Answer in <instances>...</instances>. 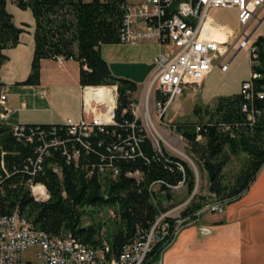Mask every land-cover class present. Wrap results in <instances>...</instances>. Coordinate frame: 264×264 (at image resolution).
<instances>
[{"label": "trees", "instance_id": "1", "mask_svg": "<svg viewBox=\"0 0 264 264\" xmlns=\"http://www.w3.org/2000/svg\"><path fill=\"white\" fill-rule=\"evenodd\" d=\"M7 1L0 0V68L8 59L4 50L15 47L20 34L26 30V24L14 23L12 14L6 9ZM124 2L15 0L19 8L30 9L34 19L30 71L16 83L38 85L43 58L77 60L80 86H117L115 124L107 126L103 132L95 131L85 140L89 143L86 148L66 135L62 122L23 124L25 134L19 137L12 125L0 117V216L16 212L37 231L63 238L71 235L93 249H103L107 244L106 258L113 260L138 231L152 225L159 211L167 210L165 202H174L175 193L170 186L182 182L191 194L195 185L190 165L169 154L163 146L159 152L138 124L136 131L143 135L139 148L125 157L115 151V146H126L123 141L128 142L131 135L129 122L133 117L128 105L137 85L127 77L112 73L100 47L120 43ZM253 45L255 63L251 65L249 97L241 91L221 96L212 107L203 108L206 121L172 123L185 139L187 153L206 174L210 195L194 193L180 211L182 219L196 217L209 199L224 205L238 200L264 165V35L257 36ZM3 85L0 77V89ZM2 112L4 109L0 105V115ZM52 126H56V134L65 140V145L51 147L47 154H42L40 170L32 175L39 155L36 151L38 140L36 136L32 141L27 140L26 133L32 128ZM64 148L67 153L78 149L77 164L66 160L62 153ZM238 154L244 155V159L226 180L224 168L230 156ZM105 163H111L118 173L98 172L97 167ZM135 171L140 175H129ZM30 179L44 184L47 200L33 198L28 185ZM108 210L114 215L109 216L107 222L99 213ZM167 221L172 235L175 222L170 217ZM166 242L165 237L151 247L148 263L159 258Z\"/></svg>", "mask_w": 264, "mask_h": 264}, {"label": "built area", "instance_id": "2", "mask_svg": "<svg viewBox=\"0 0 264 264\" xmlns=\"http://www.w3.org/2000/svg\"><path fill=\"white\" fill-rule=\"evenodd\" d=\"M263 7L264 0H140L136 3L125 1L122 4L119 41L128 44L153 42L158 47V54L154 59L156 66L142 86L140 97H134L137 89L130 94L128 110L133 117L129 122L131 135L127 138L128 142L123 141L126 146H115L120 156L133 154L139 148L143 135L137 133V124L143 130V123H151V130H143L144 136L151 142L152 137H159L150 117L149 106L152 105L160 123H163L165 111L174 97L182 95L189 85L203 80L215 67L214 61H217L220 71H226L234 55L246 48L250 53V63L254 65L253 32L248 31L247 27ZM211 8L236 9L242 30L230 46L201 34L202 25ZM221 28L227 33L232 31L226 24H222ZM250 87V79L242 82L241 92L246 97L250 95ZM100 89H104L101 94L98 93ZM4 100L5 95L1 92L0 103H4ZM116 105V85L82 87L80 115L77 118L67 117L63 121L66 135L88 148L89 143L86 141L95 131L103 132L107 126L115 124ZM12 128L16 135L24 136L25 125L14 124ZM171 128L175 130L174 125ZM56 131V126H52L49 129L32 128L30 133H26L27 140L32 141L35 136L38 140L36 151L39 155L31 171L32 175L40 170L42 154H47L51 147L65 145V140ZM62 153L67 161L72 160L77 164L78 149L74 148L67 153L64 148ZM96 170L110 171L112 175L118 173L111 163L100 164ZM88 173L92 174V171ZM129 175L139 176L140 173L135 171ZM28 185L36 201L48 199L44 184L30 179ZM223 206V203L216 202L215 208L220 210ZM162 215L163 212L155 232L146 233V228L141 229L136 241L130 242V251H124L117 264H143L153 243L162 238V231L166 227L162 226ZM29 248L34 249L33 259L22 260V252ZM99 261L98 256L82 252L78 244L70 243L69 238L44 237V231L43 234H31V224L16 212L13 218L0 217V264H99Z\"/></svg>", "mask_w": 264, "mask_h": 264}, {"label": "rangeland", "instance_id": "3", "mask_svg": "<svg viewBox=\"0 0 264 264\" xmlns=\"http://www.w3.org/2000/svg\"><path fill=\"white\" fill-rule=\"evenodd\" d=\"M126 1V0H125ZM6 9L13 16V21L18 26H24L26 30L22 32L19 37V43L21 47V52H11L6 51L5 54L7 57H11V62L6 63L5 66H1L0 68V77L3 82L9 83L11 87H16L21 84H16L15 80H21L25 78L28 73L26 72V68L28 67L29 62H31L32 58V49H33V35L32 30L34 26V19L30 9H22L19 8L14 0H8ZM226 24L228 27L232 29L230 33L225 32L221 25ZM256 22L253 24L255 25ZM252 25V26H253ZM242 30V26L237 20L236 9L234 8H211L207 17L202 25L201 34L206 38H211L218 41L221 44H225L229 46L234 39L239 35ZM264 30V21L259 23L254 34H258L259 32ZM256 39V38H255ZM254 39V40H255ZM253 40V43H254ZM31 54V58L27 60V55ZM158 54V47L153 42H142L136 44H128V43H117L114 44L113 49L103 52V55L108 58L110 67L113 71V74L116 76L130 77L136 81L137 91L135 92V96L138 95L140 97L141 89L150 74L153 72L156 63L154 61L155 57ZM62 58V57H58ZM57 58V59H58ZM26 59V61H24ZM64 59V58H62ZM67 60V59H64ZM24 61V62H23ZM29 61V62H28ZM5 62V61H4ZM3 62V63H4ZM215 67L206 76L203 80L198 83H193L189 85L188 89L184 91V93L180 96L174 97L169 107H167L165 111V115L162 119L163 123H160V119L152 108V105L149 106L150 117L153 122V126L155 127V131L157 132L159 137L152 138L153 143L158 145L164 149L171 155H174L184 161H186L190 167L193 169L195 174V185L191 194H188L184 184H179L175 188H171L175 193L174 202L168 201L164 203V206L167 207L166 216L173 218L174 222L177 220H182L180 217V211L187 205L190 198L194 193H200L201 195H205L209 197L207 191V178L206 174L200 170L190 155L187 153V143L185 139L171 128L172 123L179 122H198V121H206L207 116L202 112L203 108L209 106L212 107L217 99L221 96L231 95L241 91V85L243 80H249L251 77V63H250V53L248 49L239 50L234 57L232 58L230 64L226 71H220L217 66V61H214ZM20 78V79H17ZM12 80V81H10ZM11 82H13L11 84ZM114 85V84H113ZM27 86V85H26ZM103 86V85H102ZM82 87H90L96 88L99 86H80L73 91H68L67 95H64V98H60L58 103L52 105V110H55V115L57 119L65 118L67 114H71L74 116L71 110L76 111L78 106L80 105V90ZM16 90L24 95V97H19L27 102V107L25 110L30 108V96L28 93L32 91H28L24 89V87H17ZM4 93L6 100V93L2 89H0V94ZM104 89L98 90V93H103ZM44 95V91L39 92L41 96ZM99 94V95H100ZM12 98H14L12 96ZM5 100L4 103H0L3 107L4 112H2L1 119L6 117V109H5ZM98 103V101H96ZM104 102V100H103ZM105 104V103H104ZM117 106V105H116ZM194 108H198L199 110L195 112ZM116 109V108H115ZM203 115V116H202ZM67 118V117H66ZM65 118V119H66ZM3 121V120H2ZM63 123V122H62ZM22 124V123H20ZM14 124H12L13 126ZM151 130V124H150ZM244 159V155L238 154L230 156L227 165L224 168L226 180H229L230 177L237 171L240 167L242 161ZM173 203V206H170ZM216 202L215 200H208L207 203L202 207V210L194 218H186L182 222H178L179 225L176 227V233L174 237L171 235V231L168 234H165L160 240H165L166 237V245L162 249L159 258L155 262L148 263L147 257L148 253L143 260V264H160L161 263V254L162 252L174 241V239L178 236V234L184 229L186 226L192 225L195 223L196 218L203 212H211V213H220L222 209L215 208ZM164 212L165 211H159ZM14 214V213H12ZM113 212L111 210L101 211L99 216L104 218L108 222V217L113 216ZM165 216V217H166ZM85 222L88 219H84ZM175 225V223H174ZM168 236V237H167ZM155 241L153 245L157 242ZM153 247V246H152ZM152 249V248H151ZM34 249L29 248L22 252L21 258L22 260L33 259Z\"/></svg>", "mask_w": 264, "mask_h": 264}, {"label": "crops", "instance_id": "4", "mask_svg": "<svg viewBox=\"0 0 264 264\" xmlns=\"http://www.w3.org/2000/svg\"><path fill=\"white\" fill-rule=\"evenodd\" d=\"M126 1L136 3L140 0ZM263 21L264 7L258 11L256 18L247 27L248 31L253 32L252 41L257 36L264 35V30L254 34L259 23ZM255 22L256 24L253 25ZM113 46L114 44H102L100 47L101 55L108 62L109 67V60L103 52L112 50ZM20 50V44H17L15 47L7 48L4 52H21ZM30 58L31 54L27 55V60ZM9 62H11V57L2 64V67ZM29 68L28 64L25 73H28ZM78 75L79 62L77 60L41 59L38 85L11 87L9 83L3 82L1 89L6 93L4 105L6 117L2 120L12 125L59 123L63 122L66 117L77 118L80 115V105L76 111L71 110L74 116L69 113L61 119L55 118V115L59 114H56L51 107L56 105L60 98H64L68 91L80 89ZM126 77L135 81L133 78ZM21 80H15V83ZM19 86L32 91L28 93L30 108L27 110H25L27 102L19 98L22 94L16 90ZM41 91H44L43 96L39 94ZM161 264H264V165L238 200L224 205L220 213L203 212L199 218H196L194 224L182 229L174 241L162 252Z\"/></svg>", "mask_w": 264, "mask_h": 264}, {"label": "bare ground", "instance_id": "5", "mask_svg": "<svg viewBox=\"0 0 264 264\" xmlns=\"http://www.w3.org/2000/svg\"><path fill=\"white\" fill-rule=\"evenodd\" d=\"M150 124L151 123H143V130H150ZM154 140H155V138L154 137H152ZM152 144H153V146L160 152V145H158V143H157V141H156V144L155 143H153V141H152ZM180 164V163H179ZM180 168L182 169V166L180 165ZM55 172H57V169L56 168H54L53 169ZM179 184H182V182H179L177 185H179ZM177 185H175V186H170V188H175ZM153 188V187H152ZM168 188H169V186H168ZM48 195V194H47ZM217 203H220V202H217ZM161 213L162 212H160L157 216H156V218H155V220H154V222L152 223V225L148 228V229H146V233H153V232H155V226H158V222H159V216H161ZM166 212L164 213L163 212V215H162V226H166L165 227V230H163L162 231V237L165 235V234H168V232H169V223H168V221H167V218H169V216H166ZM197 215H199V213H197ZM166 216V217H165ZM0 217H6V218H13L14 217V214H8V215H1ZM183 221H184V219H182ZM182 220H181V222H182ZM178 222H180V220H176L175 221V226L173 227V234H172V237H174V235H175V233H176V227L178 226ZM139 232L140 231H138V234H137V236H139ZM31 234H43V232L41 231H37V230H35L33 227H32V225H31ZM137 236L132 240V241H130V242H133V241H136V239H137ZM44 237H52L51 235H48V234H46V233H44ZM64 238H69V241H70V243H72V244H78V248H82V252H88V253H91L92 255H95V256H98V258H99V260H101V261H99V264H117V263H119V261H120V255H123V253H124V251H130V243H128L124 248H123V250H122V252L120 253V255H119V257L116 259V260H113V259H107L106 258V252H107V244H104V248L103 249H93L92 247H90V246H87V245H85V244H82L81 242H79L76 238H74V237H72L71 235L70 236H67V237H64ZM106 261H108V262H106Z\"/></svg>", "mask_w": 264, "mask_h": 264}]
</instances>
